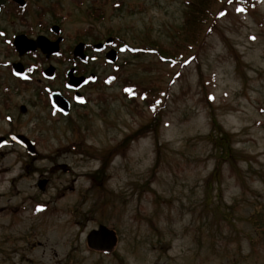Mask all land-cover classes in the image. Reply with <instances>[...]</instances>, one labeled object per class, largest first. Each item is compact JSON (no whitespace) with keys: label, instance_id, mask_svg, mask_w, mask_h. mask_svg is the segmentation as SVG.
Masks as SVG:
<instances>
[{"label":"rangeland","instance_id":"rangeland-1","mask_svg":"<svg viewBox=\"0 0 264 264\" xmlns=\"http://www.w3.org/2000/svg\"><path fill=\"white\" fill-rule=\"evenodd\" d=\"M188 1L29 0L22 18L6 14L0 24L10 36L49 33L48 21L58 23L65 40L64 54L52 60L59 69L54 85L66 91L65 71L74 66L69 51L80 41L112 38L115 49L155 42L176 51ZM226 9L187 65L128 49H119L117 70L105 58L90 61L98 81L85 89L88 103L68 117L42 101L37 81L22 86L9 76L0 45V135L25 133L41 152L35 161L17 145L0 151L2 264L9 237L32 224L30 206L60 199V192L66 195L53 206L68 204L69 211L56 231L37 234L48 244V262L264 264V0L253 13ZM127 84L150 89L148 99H129ZM156 96L163 101L154 103ZM58 162L73 172L55 168L40 191L38 180ZM99 225L118 237L107 256L87 245Z\"/></svg>","mask_w":264,"mask_h":264},{"label":"flooded vegetation","instance_id":"flooded-vegetation-1","mask_svg":"<svg viewBox=\"0 0 264 264\" xmlns=\"http://www.w3.org/2000/svg\"><path fill=\"white\" fill-rule=\"evenodd\" d=\"M28 4L29 0H0V17H5V15L8 14L11 15V17H13L15 21L19 20V18L23 17L24 11L26 12ZM40 22L42 27L46 24V20L44 21L43 19H41ZM48 25L49 26L47 28L49 30V33L41 31L38 34H35L26 30H18L13 32L9 36L6 30L3 29L0 24V45L3 44L6 46V48H4L3 56L7 58V61L5 60V62L1 63V65L7 67L9 69V76L17 80L22 86L30 84L34 80L37 81V83L42 86L41 88H39L40 96H46V98L42 97V101L47 102L55 114L68 117L76 106L83 107L88 103V97L85 94V89L89 85L94 84L98 81V75L95 72H89L88 70L90 61L95 62L100 58H105V62L108 63L107 54L111 50L117 51L119 59L120 47L118 49H115V46L119 45V42L117 43L114 40L112 44L108 45L109 38L104 42H96L94 44L80 41L73 48H71L69 52L70 56L72 57V61H74V66L68 68L65 71L64 89L66 91H63L60 88L55 87L54 85L55 81L59 78V69L52 62V60L55 59L58 62L59 57L64 54L62 43L65 39L62 35V29L57 22L48 21ZM43 41H45V43H42ZM56 42L58 43L57 51H55L54 45V43ZM40 43H42V45H40ZM79 45H82V48L77 50ZM43 48H45L46 51H44ZM80 51L82 55L79 53ZM90 52H93V55H91ZM28 56H30L35 62L26 65L25 62L22 61V58ZM40 56H44L46 62L42 58H39ZM12 57H17V59L10 60L9 58ZM70 70H73V76L77 78L83 77L84 80L80 83V85H76V87L75 85L70 86V78L68 76V72ZM35 76H38V78H36ZM43 83L46 84L42 85ZM8 90L9 89H7L6 91ZM60 95L68 104V108H65L66 112L57 102L58 100H61L59 98ZM56 97L58 98L56 99ZM19 107L21 113H27V105L21 104ZM6 118L9 122H13L12 116L8 115ZM25 140L31 141L33 145L30 144V147L33 148H29V146H27V144L23 142ZM14 145L21 147L25 151L26 156L35 161L40 157L41 152L37 149L38 141H36L35 138L33 139L29 135L21 132H10L7 135H0V151ZM55 168L65 174H71L73 172L70 165H67L66 163L58 162L53 166L47 168V170L44 172L45 176L40 178L37 182V186L40 191L45 192L47 187L51 184V177L49 174H51V171L53 172ZM65 188H69L68 185ZM72 189L74 188L71 187V190ZM59 194L62 196L61 198L66 195H62L64 194L63 192H60ZM60 199L58 196L45 200L44 203H36L35 205L30 206L31 210L27 218L28 220L32 221V224L30 226H26L27 228L25 229L26 231L24 233H21L23 231L22 230L20 234H12V238L9 237V246L6 245V247L2 248V251L4 252L3 257L5 258L4 261H6L5 263L72 264V262H69L68 260L62 262H59V259H57L58 261L49 262L47 260H43L46 257L43 256V252L47 248L48 244H45L41 240L37 241V234H44V231L48 230L56 231V229H58L59 227L60 215H63L62 213L65 210L69 211L70 207H67L68 204L64 206V204L62 203H56L55 206H53V201L56 202ZM67 202L65 201V203ZM24 209L27 210L26 207L23 208V211H25ZM8 211H10V209ZM15 211L16 209L12 214H16ZM45 220L49 223L48 229L47 227H43ZM66 220L67 222L65 221V223L60 224L62 228H65L66 223L70 224L69 218ZM15 225L16 223H9L8 227L10 230H13L14 228V231L17 232L15 230ZM100 226L101 225H99V227ZM90 233L91 231L87 235V245L89 247V250L100 252L106 256L112 254V250L107 251L91 248L88 243V236ZM32 237L36 238L35 241L34 239L30 241ZM21 241L23 242V244H26V247H24L23 245L22 249L21 244L19 248L15 245V243L18 244ZM11 244L13 245V247ZM53 250L55 249L53 248ZM0 264L2 263L0 262Z\"/></svg>","mask_w":264,"mask_h":264},{"label":"trees","instance_id":"trees-1","mask_svg":"<svg viewBox=\"0 0 264 264\" xmlns=\"http://www.w3.org/2000/svg\"><path fill=\"white\" fill-rule=\"evenodd\" d=\"M263 0H191L187 2L186 11L182 24L176 30L178 40L175 42L176 51L151 42L142 47L128 45L132 53L153 54L163 62H169L173 65H187L196 56L195 50L200 48L205 42L207 36L215 32L218 21L228 12L226 7L234 6L239 13L257 12ZM221 7L217 10V6ZM223 5V6H222ZM217 10V11H216ZM124 94L129 99L141 97L147 100L150 89H143L136 84H127L124 88ZM163 101L160 96L153 98L154 103ZM222 141V140H221Z\"/></svg>","mask_w":264,"mask_h":264},{"label":"water","instance_id":"water-1","mask_svg":"<svg viewBox=\"0 0 264 264\" xmlns=\"http://www.w3.org/2000/svg\"><path fill=\"white\" fill-rule=\"evenodd\" d=\"M112 39H109L108 42H110ZM42 43H45V41H43ZM42 43H40V45H42ZM55 45V51L58 50V43H54ZM82 45H79L78 49H81ZM44 51L45 48H43ZM81 54V51L79 52ZM82 55V54H81ZM107 58L109 61L111 62H115L116 61V52L115 51H111L107 54ZM69 77H70V86L72 85H80L81 82H83V77H75L73 76V71L69 72ZM58 97H56L57 99ZM59 98L61 100H58L57 102L62 106V108L65 110L68 108V104L65 101V99L60 95ZM63 98V99H62ZM66 108V109H65ZM25 144H27V146H29V148H33L30 147V144L33 145L31 143V141L29 140H25L23 141ZM117 235L116 232L114 230L109 229L107 226L101 225L97 230H93L91 231V233L88 236V243L89 246L94 248V249H99V250H112L116 244H117Z\"/></svg>","mask_w":264,"mask_h":264},{"label":"snow or ice","instance_id":"snow-or-ice-1","mask_svg":"<svg viewBox=\"0 0 264 264\" xmlns=\"http://www.w3.org/2000/svg\"><path fill=\"white\" fill-rule=\"evenodd\" d=\"M254 39V38H253Z\"/></svg>","mask_w":264,"mask_h":264}]
</instances>
